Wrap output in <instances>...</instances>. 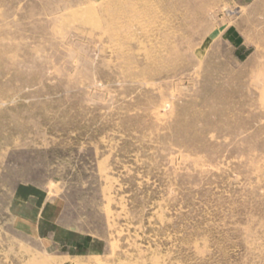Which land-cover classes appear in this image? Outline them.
Returning <instances> with one entry per match:
<instances>
[{
    "label": "rangeland",
    "instance_id": "rangeland-1",
    "mask_svg": "<svg viewBox=\"0 0 264 264\" xmlns=\"http://www.w3.org/2000/svg\"><path fill=\"white\" fill-rule=\"evenodd\" d=\"M0 264H264V0H0Z\"/></svg>",
    "mask_w": 264,
    "mask_h": 264
}]
</instances>
